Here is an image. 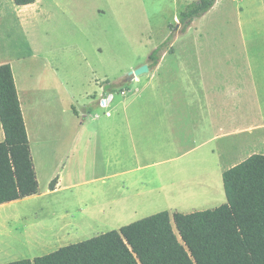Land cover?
Wrapping results in <instances>:
<instances>
[{"label":"rangeland","instance_id":"rangeland-1","mask_svg":"<svg viewBox=\"0 0 264 264\" xmlns=\"http://www.w3.org/2000/svg\"><path fill=\"white\" fill-rule=\"evenodd\" d=\"M190 1L40 0L38 7L49 12V18L40 11L34 17L11 12L3 19L10 25L0 26V51L11 56L23 55L21 60L27 64V73L37 78V83L50 81L49 74L54 73L67 78L64 90L73 97L65 95L66 105L73 103L79 114L86 105L92 111L89 120L103 121L110 108L98 106L100 100L87 103V96L108 80L117 85L111 90L113 105L120 100L124 88H136L129 72L151 63L149 54L169 36L171 27L177 26L181 10ZM182 57L241 60L234 66L243 70L241 79H247L248 96L243 100L249 101V124H256L245 147L251 153H264V0H218L186 32L175 34L171 51H165L158 63L164 59V69L172 64V58ZM94 113L99 117L93 118ZM117 115L119 111H114L111 118ZM144 139L143 147L147 149L152 136L148 133ZM129 141L123 145L122 162L119 167L114 163L113 169H105L103 142H89V154L79 155L81 144L73 146L66 168L67 174L72 175L69 179L65 176L64 181V185L73 186L53 194L42 190L39 197L0 206V242L22 234L30 239L28 247L9 251L2 247L0 264L33 259L63 245L118 230L156 212L190 213L226 202L224 189L212 187L209 178L202 175L204 166L196 167L192 157L168 162L160 153L136 159ZM113 149L106 145L107 151ZM86 157L90 164L97 161L101 166L84 176L76 171V165ZM115 172L120 173L111 175ZM187 179L192 181L187 184ZM194 180L198 181L196 187ZM171 184L186 189H180V197L166 198L164 191L171 189ZM197 186L203 189L195 197L200 189ZM111 197L116 198L111 201Z\"/></svg>","mask_w":264,"mask_h":264},{"label":"crops","instance_id":"crops-1","mask_svg":"<svg viewBox=\"0 0 264 264\" xmlns=\"http://www.w3.org/2000/svg\"><path fill=\"white\" fill-rule=\"evenodd\" d=\"M39 1L17 5L14 0H0V26L10 25L3 19L11 12L34 17L40 11L49 18L50 13L41 5L38 7ZM22 58L23 55L11 56L6 51L5 54L0 51V64L9 63L12 69L39 183L37 194L21 199L37 197L42 190L43 193L53 194L73 186L64 185V181L67 175L68 179L71 178L72 174H67L66 168L71 162L73 146L78 144H81L80 155L81 152L89 154V142H103L105 169L116 168L112 167L114 163L119 167L123 160L120 159L124 151L122 148L128 144V139L136 159L160 153L168 162L185 161L192 157L196 167L204 166L202 175L208 177L212 187L219 191L223 188V171L253 154L245 146L256 124H249V101L243 100L248 96L247 79L243 81V70L234 66L240 64V59L172 58V64L164 69L162 59L156 66L149 67L150 72L133 77L131 81L136 83V88H124L120 92V100L113 105H110L114 99L113 91H105L99 85L86 98L87 103H91L111 95L106 104H98L102 108H110L104 114L108 118L99 121L88 119L92 111L86 105L81 114L73 103L66 105L65 95L73 97L64 90L67 78L54 73L49 74L50 81L37 83L38 79L27 73V64ZM97 91L101 93L98 95ZM114 111H119V115L112 119ZM93 116L99 117L98 113ZM148 133L152 142L145 149L144 136ZM3 140L0 122V142ZM108 144L114 148L112 151L106 150ZM100 166L97 161L90 164L86 157L80 165H76V171L85 176ZM56 173L57 183L51 190L49 184ZM202 189H198L195 197ZM115 198L109 199L113 201Z\"/></svg>","mask_w":264,"mask_h":264},{"label":"trees","instance_id":"trees-1","mask_svg":"<svg viewBox=\"0 0 264 264\" xmlns=\"http://www.w3.org/2000/svg\"><path fill=\"white\" fill-rule=\"evenodd\" d=\"M34 0H14L17 5ZM217 0H192L176 27L148 56L149 67L170 50L177 32L207 13ZM108 80L103 89L111 91ZM0 204L38 193L39 183L9 63L0 64ZM226 202L205 210L156 212L118 230L2 264H264V153H253L222 173ZM57 183L54 177L49 189ZM174 227L176 230H174Z\"/></svg>","mask_w":264,"mask_h":264},{"label":"bare ground","instance_id":"bare-ground-1","mask_svg":"<svg viewBox=\"0 0 264 264\" xmlns=\"http://www.w3.org/2000/svg\"><path fill=\"white\" fill-rule=\"evenodd\" d=\"M185 182L186 183L187 182H190V180L187 179ZM197 182L196 181H193V186L194 187H196ZM186 186L188 187L189 185H186ZM164 188H166V187H164ZM184 188L186 189L185 186L179 188V187H176L175 184H173V185H171V189H168L167 191H164V194H165L164 197H166V198H169L171 196L180 197V195L182 193L180 189H183L184 190ZM29 241H30V239L28 238V235L27 234L13 236V238H10L7 242H3V241L0 242V251L1 252L4 251L2 249V247L5 249V251H9V249H14V247L15 248L16 247H21V246L22 247H24V246L26 247L27 246V243H29Z\"/></svg>","mask_w":264,"mask_h":264},{"label":"water","instance_id":"water-1","mask_svg":"<svg viewBox=\"0 0 264 264\" xmlns=\"http://www.w3.org/2000/svg\"><path fill=\"white\" fill-rule=\"evenodd\" d=\"M149 70V66L147 64H142L138 66L136 69L129 72V79H132L133 77L143 74Z\"/></svg>","mask_w":264,"mask_h":264},{"label":"built area","instance_id":"built-area-1","mask_svg":"<svg viewBox=\"0 0 264 264\" xmlns=\"http://www.w3.org/2000/svg\"><path fill=\"white\" fill-rule=\"evenodd\" d=\"M109 98H111V95L107 96V97H104V98H101L100 99V104L101 105L106 104V102H108Z\"/></svg>","mask_w":264,"mask_h":264}]
</instances>
